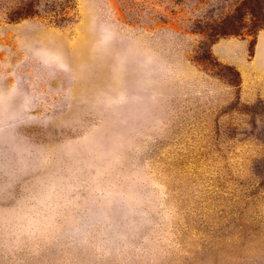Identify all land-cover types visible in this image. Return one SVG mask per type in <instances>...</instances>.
I'll list each match as a JSON object with an SVG mask.
<instances>
[{"label": "rangeland", "instance_id": "obj_1", "mask_svg": "<svg viewBox=\"0 0 264 264\" xmlns=\"http://www.w3.org/2000/svg\"><path fill=\"white\" fill-rule=\"evenodd\" d=\"M243 1L0 0V264H264Z\"/></svg>", "mask_w": 264, "mask_h": 264}, {"label": "trees", "instance_id": "obj_2", "mask_svg": "<svg viewBox=\"0 0 264 264\" xmlns=\"http://www.w3.org/2000/svg\"><path fill=\"white\" fill-rule=\"evenodd\" d=\"M260 0H244L243 1V3L241 4V7L242 6H245V7H247V8H250V9H253V11H254V4H256V6H259L260 5V2H259ZM241 7H239V9L241 8ZM238 9V10H239ZM230 33V31L229 30H227V29H225V30H223V31H218V33L216 34L217 36L218 35H220V36H222V35H227V34H229ZM206 47V52L209 54V47L208 46H205V44H202V50H203V48H205ZM205 52V50L203 51V54L204 53H206ZM236 74L238 75V86L240 85V82H241V78H240V74H239V72H236Z\"/></svg>", "mask_w": 264, "mask_h": 264}]
</instances>
